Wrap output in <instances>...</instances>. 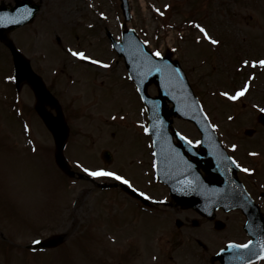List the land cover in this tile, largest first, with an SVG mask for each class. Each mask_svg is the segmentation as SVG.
<instances>
[{
	"label": "rangeland",
	"instance_id": "obj_1",
	"mask_svg": "<svg viewBox=\"0 0 264 264\" xmlns=\"http://www.w3.org/2000/svg\"><path fill=\"white\" fill-rule=\"evenodd\" d=\"M0 1L12 3V0ZM33 1L40 4L36 15L24 27L10 32L9 36L27 50L25 56L32 68L43 77L63 108L71 130L66 156L80 170L95 171L107 167L112 170L106 171L114 172L118 169L137 182L134 184L137 189L144 188L146 180L151 185V189L146 186L149 197H166L167 188L156 184L149 175L148 152L146 157L144 150L141 151L147 148L144 117L133 89L121 77L123 69L119 60H112L108 75L100 73L97 67L82 64L76 57L61 68L54 63L56 57L59 63L62 59L72 60L65 50L62 51L61 45L70 48L75 41H78V48L74 47V50L83 48L86 55L107 60L109 50L103 41L98 42V36L104 38L105 30L115 36L120 32L122 16L118 4L114 0ZM129 1L132 12L129 24L137 29L142 39L157 49L178 46L176 55L181 57L185 68L192 71L193 83H197V78L204 83L202 105L209 113L208 117L216 121V130L224 143L233 140L241 144L243 151L252 148L263 151L264 130L256 121V115L257 110L264 109V71L255 81L256 90L237 100L221 99L218 92L228 90L230 93L232 86L222 82L220 87L213 86L212 79L218 78L217 75L212 76L221 71L208 72L207 68L210 64L213 70L217 69L213 66L218 60L217 55L201 67L200 57L205 52L204 48H197L196 52L192 39L183 41L200 35L199 30L194 32L193 28L179 23L176 14L196 20L204 16L214 35L222 33L226 37L225 43L229 44L224 49L226 54L228 48L231 51V48L239 46L244 52L243 57L252 53L253 58L264 54V0ZM167 1H173L172 7L177 5L178 12L170 10L162 15L160 8L164 5L162 9H166L163 3ZM157 8L160 12L156 11ZM98 13H104V18H98ZM88 22L94 23L95 28L87 30L83 25ZM9 57L8 50L0 44V264H150L144 259L146 255L141 258L142 252L136 259L138 262L132 255L137 256V250L151 247L150 237L156 232L161 234L157 250L147 254L157 255L154 261L158 264H199L198 258L195 261L187 254L186 246L193 245L196 247L194 251L201 249L202 245L214 250L228 236H234L233 227H239V216L234 212H217L215 216L231 228L212 233L210 222L202 220L194 210L180 208L170 200L160 205L148 204L146 206L151 207L153 214L144 213L139 210L140 206L137 208L126 203L128 200L122 197L126 199L128 194L122 190L102 189L96 185L115 179L113 177L91 176L87 172L94 180L67 178L54 166L53 141L33 110L35 99L32 91L26 84L16 91L9 79L12 77ZM194 70L196 73L193 74ZM92 77H95L96 84L88 87L86 80ZM230 78L229 74H224L225 80ZM68 81H74V89ZM149 91L156 93L151 85ZM229 115L234 116L233 120H228ZM174 125L185 135L195 138L196 131L188 122L175 118ZM245 129L252 130V133L244 134ZM105 146L116 153L110 164H105L100 158L99 151ZM247 162L264 168L259 166L264 163V158H253ZM263 180L264 177L252 180L256 181L251 187L253 192L263 188L259 185L264 183ZM171 228L180 233L177 238L181 245L177 244L176 237L175 242L168 237L169 234H177ZM52 234H61L64 241L47 252L35 251L36 256L24 252V245ZM116 249L131 250V254H121ZM171 252L175 254L169 256ZM22 254L26 259L20 258ZM67 257L70 259L66 260Z\"/></svg>",
	"mask_w": 264,
	"mask_h": 264
},
{
	"label": "water",
	"instance_id": "obj_2",
	"mask_svg": "<svg viewBox=\"0 0 264 264\" xmlns=\"http://www.w3.org/2000/svg\"><path fill=\"white\" fill-rule=\"evenodd\" d=\"M18 5L20 2H16L14 10L18 11ZM30 5V4H27ZM33 6V5H30ZM6 8L0 6V10ZM36 6H33L29 14H23L25 18L21 19V13L13 14L12 18H15L17 23H22L31 19L36 11ZM13 11V10H12ZM6 23V22H5ZM3 22L0 23V38H3L4 33L15 27L17 24L6 26ZM132 37V36H131ZM127 41L133 43L131 50H134V54L125 50L124 53L129 60V69L132 75L135 77L140 89H144L148 81L159 79L161 84L162 95L157 99V103L149 102V105H153L152 112V124L159 123V127L154 129L152 127L151 132L156 138H163L166 135L169 122H164L165 118L169 116L164 108V101L170 98L176 104V111L181 110L182 115L192 110L186 111V107L193 103V99L190 97V93L187 89L185 81L179 72H176L174 76L170 72H166L165 68L168 64H157V67L153 71L143 70L147 66L149 56L144 53V57L137 59V53H140L138 46L132 42V38ZM8 45L12 51L14 57V65L16 71V86L26 81L30 84L38 99L36 106L37 111L43 117L45 123L52 131L55 144H56V162L59 167L66 173L69 172L67 164L64 158L61 156V150L65 140L67 128L61 119L60 112L57 110L58 115L53 117L45 107L44 103H48L52 106H56L55 101L51 98L49 92L45 89L39 77H37L26 60H24L20 54L14 49L11 42ZM166 65V66H165ZM157 68L160 71H157ZM162 74L160 76L159 74ZM168 77V78H167ZM196 117V116H195ZM195 117H192L193 119ZM203 132V152L198 154V160L196 162H187L183 156L184 148L181 150H175L170 147V144L165 141H157L155 144V156H156V171L158 177L164 181L171 189L173 198L182 205L192 206L198 209L202 213H208L218 208L223 207L226 210L232 208H241L248 217L246 224L247 232L252 236L253 243L248 248H244L242 253L238 254V258L234 261H228L224 257H219L225 264H248L255 260L262 252H264V217H260L256 214V206L253 205L249 197L243 192L240 185L235 180L233 174L235 173V167L226 158L223 151L215 143L211 135L206 131ZM181 147V146H180ZM202 166L206 168L210 174L218 175L220 180L213 178H200L197 174V168ZM60 242V239L56 236L50 237L43 242H40V246H54ZM227 253V252H226Z\"/></svg>",
	"mask_w": 264,
	"mask_h": 264
},
{
	"label": "snow or ice",
	"instance_id": "obj_3",
	"mask_svg": "<svg viewBox=\"0 0 264 264\" xmlns=\"http://www.w3.org/2000/svg\"><path fill=\"white\" fill-rule=\"evenodd\" d=\"M165 7H169L168 5H165ZM157 12H160V9L157 8L156 9ZM29 15L31 14L30 12L28 13ZM101 16H104V13H100ZM25 18L24 15L22 14L21 15V19ZM0 22H3L2 19H0ZM194 24V26L199 30V33L200 35H198L196 37L197 40H201V39H204L208 42H210L212 45H220L221 41L218 40V39H215L208 31V29H206L204 26L198 24V23H195V22H192ZM145 44L148 43V41H144ZM71 54L74 56V57H77V58H80V59H83V60H93V58L89 55H86L85 52L83 51H76V50H70ZM163 55V53H161L159 50H157L155 52V56L157 57H161ZM94 63L97 64V65H103L105 68L107 67H110V65L108 64H105L103 61L101 60H94ZM249 63H251V65L253 67H255L257 64H259L261 67H264V59H261V60H258V61H248V60H244L243 61V64L244 65H248ZM157 71H160L159 68H157ZM175 71H179L178 69H176ZM9 79H12V77H9ZM248 90V85L246 84L243 88H241L240 90L236 91L235 94H230L228 91H225L222 93V95L224 97H227L231 100H237L239 97L243 96L245 94V92ZM261 111H264V109H261ZM115 119V117H114ZM213 128L217 127V125L213 124L212 125ZM144 131L145 132H148L149 131V128L148 127H145L144 128ZM183 139L185 141H187L188 143H193V141L189 140L188 137L184 136ZM195 143L199 144L200 141H195ZM237 146L235 144L232 145V148L235 149ZM255 155V154H253ZM227 159H233L231 157L227 158ZM245 172H250L252 171L251 169H248V168H244L243 169ZM85 172H89V174L91 176H110V177H113L115 178L116 180H120V181H123V183L125 184H128L129 186H131V182L129 180H127L124 176H121L119 175L118 173L116 172H112V171H106L104 169H99V170H95V171H91L87 168L84 169ZM137 191H139L137 189ZM141 195H145L144 193H141ZM34 244H39V241L36 240V241H33ZM253 243V241H248L246 244H242V245H236L235 243L233 242H230L229 246L230 247H233V248H248L249 245H251ZM262 247H264V245H262ZM257 258H264V252H262L260 254V256H258Z\"/></svg>",
	"mask_w": 264,
	"mask_h": 264
}]
</instances>
